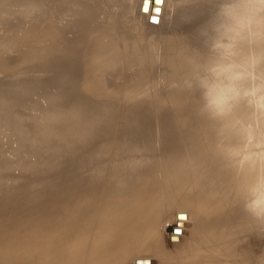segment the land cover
<instances>
[{
  "label": "bare ground",
  "instance_id": "6f19581e",
  "mask_svg": "<svg viewBox=\"0 0 264 264\" xmlns=\"http://www.w3.org/2000/svg\"><path fill=\"white\" fill-rule=\"evenodd\" d=\"M73 2L62 0L51 4L59 10L53 16L63 14L62 18H66L69 13L64 22L74 26L72 37L53 31L52 38H61V44L53 45L60 46L67 55L81 43L85 50L75 57L84 51L108 48L115 37L104 42L96 36L88 39L83 36L94 28V20L101 24L103 18L96 15L94 20L84 23L77 17L84 4L98 8L110 3L86 0L81 6H71ZM184 2L186 6L176 2L182 6L179 8L175 3L176 10L183 7L192 10L193 5L200 3L202 18L193 19V23L184 29L176 25L171 31L166 25L160 33L153 35L135 32L134 38L143 36L141 41L135 39L138 42L135 58L140 60L127 61L125 75L122 74L124 80L115 79L118 75L104 73L99 75L103 78L98 81L94 77L83 83L92 85L94 92L87 95L100 99L98 105L110 106L113 119L122 106L132 109V114H143L149 108H166L167 112L162 115L167 119L170 117L174 123L170 124L168 133H157L156 139L162 145L159 149L148 146L151 154L145 150L142 154H134L143 158L137 167L125 161L115 164L109 161L102 166L84 168L80 178L61 172L58 179L52 174L50 184L33 192L29 215H32L34 230L27 235L12 238L5 234L10 227L17 228L18 224L14 223L23 218L14 217L20 216L16 215L18 212L6 214L11 209L16 211L11 208L13 206L9 207V212L8 206L6 209L1 207L6 213L0 215V264L153 263L141 253L154 254L159 258L158 264H264V231L258 232L241 208L243 177L222 163L214 124L201 114L198 92L171 87L173 82H182L187 74L189 58L207 55L198 33L220 0ZM114 10L119 12L117 6ZM174 14L170 12L172 21ZM149 18L146 14L136 13L134 20L140 26L144 21L150 25ZM55 25L53 20V28ZM137 63L143 66L128 73L127 69ZM171 90L186 97L185 110L189 116L181 115L180 121L176 120V115L183 112L175 108V102L179 105L182 99L175 95L170 98L168 92ZM134 91V98L122 95ZM141 98L148 100V104L142 105ZM201 115L204 122L198 120ZM183 118L186 120L182 121ZM100 138V135L86 134L84 150L89 149L91 139L98 141ZM181 211L187 213L192 226L189 233L184 234L185 238L180 235L181 240L168 248L161 225L169 216ZM171 226L172 234L180 227L178 223ZM136 253L140 254L137 258L141 259L140 263L132 262L131 255Z\"/></svg>",
  "mask_w": 264,
  "mask_h": 264
},
{
  "label": "rangeland",
  "instance_id": "374dc122",
  "mask_svg": "<svg viewBox=\"0 0 264 264\" xmlns=\"http://www.w3.org/2000/svg\"><path fill=\"white\" fill-rule=\"evenodd\" d=\"M57 1L62 0H0V209L8 206L7 212L11 208L16 210L6 213L1 209L0 215L18 212L16 215L20 216L14 217L24 220H19L21 223L16 220L17 228H7L9 231L5 234L12 238L33 232L30 200L35 189L51 183L52 174L58 179L61 172L80 178L84 168L102 166L109 161L113 164L125 161L136 166L143 158L134 154H142L144 150L153 153L148 148L150 145L159 149L162 144L156 139L157 133H168L170 124L174 123L173 119L162 115L167 112L166 108H149L143 114H132V109L122 106L113 119L110 106L98 105L100 99L87 95L93 94L92 85L83 83L94 77L98 81L103 78L99 75L104 73L118 75L113 79L124 80L122 74L125 75L127 61L140 60L135 58L138 55L136 40L141 41L143 36L134 38L136 33L157 34L166 25L171 31L176 25L184 29L193 23V19L202 18L200 3L193 5L192 10L185 7L176 10L178 2L186 6L184 0L177 3L165 0L163 5L159 0H151V3L148 0H104L110 5L98 8L84 4L86 0H74L71 6L84 4L77 17L79 21L86 23L94 20L96 15L103 18L101 24L94 20V28L83 34L84 38L96 36L104 42L116 38L106 49L84 51L75 57L85 50L81 43L67 55L60 46L53 45L61 44L59 36L52 38L53 31L64 37L74 35L73 24L64 22L69 13L66 18H62L63 14L58 15L60 18L52 15L59 12L51 7L52 2ZM114 5L119 12L114 10ZM158 8L162 11L158 12ZM170 12L175 13L173 21ZM136 13L151 17L150 25L144 21L140 26L134 20ZM156 17H159L158 21ZM60 55L64 58H55ZM54 59L59 60L52 63ZM132 66L127 69L128 73L143 65ZM171 91L168 92L170 98L175 95L182 99L179 105L175 102V108L183 112L176 115V120L180 121L181 115L189 116L185 110L186 97L177 90ZM135 93L122 95L134 98ZM139 101L142 105L148 104V100L141 98ZM198 120L204 122V116ZM86 134L101 136L98 141L91 139L87 151L83 148ZM185 213H174L161 225L168 248H172L180 235L185 238L190 231L192 222ZM176 223L182 226L174 229L179 233L177 235L170 233L171 225ZM141 254H146L144 256L153 261L150 260L151 264L159 263L154 254ZM138 256L139 253L131 255L133 263L141 262Z\"/></svg>",
  "mask_w": 264,
  "mask_h": 264
},
{
  "label": "clouds",
  "instance_id": "9594fccd",
  "mask_svg": "<svg viewBox=\"0 0 264 264\" xmlns=\"http://www.w3.org/2000/svg\"><path fill=\"white\" fill-rule=\"evenodd\" d=\"M180 87L198 92L224 166L243 177V212L264 231V0H220L199 29Z\"/></svg>",
  "mask_w": 264,
  "mask_h": 264
},
{
  "label": "snow or ice",
  "instance_id": "6c2138e0",
  "mask_svg": "<svg viewBox=\"0 0 264 264\" xmlns=\"http://www.w3.org/2000/svg\"><path fill=\"white\" fill-rule=\"evenodd\" d=\"M149 3H151V0H148ZM159 2L163 5L165 3V0H159ZM158 12H161L162 9L161 8H158L157 9ZM157 21L159 20V17H156Z\"/></svg>",
  "mask_w": 264,
  "mask_h": 264
}]
</instances>
